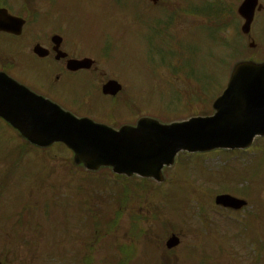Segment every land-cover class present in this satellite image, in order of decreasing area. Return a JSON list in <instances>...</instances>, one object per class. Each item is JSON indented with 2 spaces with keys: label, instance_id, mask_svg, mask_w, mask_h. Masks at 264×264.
Instances as JSON below:
<instances>
[{
  "label": "rangeland",
  "instance_id": "obj_1",
  "mask_svg": "<svg viewBox=\"0 0 264 264\" xmlns=\"http://www.w3.org/2000/svg\"><path fill=\"white\" fill-rule=\"evenodd\" d=\"M191 1L195 6L187 5L190 0L165 1V6L183 10L189 7L188 14L195 17L203 16L201 20L197 18L187 20L189 17L177 16L178 26L176 24L174 29L177 39L179 37L174 51L177 54V67L176 60L173 61V66L169 61L174 52H168L167 61L169 62L161 64V61L166 59V55L160 52V49L169 50L174 45L175 37L172 36L171 29L169 27L166 29L168 40L159 47L158 25L163 22L164 16L152 14L155 19L151 20L147 14V5L141 0H74V2L61 5L67 19L62 16L58 18L64 23L76 22L66 28L72 34L69 38L78 36L86 39V44H82L83 51H90L97 57L104 54L108 63L101 62V64L105 68H112L115 71V68L124 70L127 67L130 71L128 75L132 81L126 79L125 82H138L139 88L143 90L139 93L141 95L133 92V102L136 105H145L140 114H148V116L170 122L190 115L212 113L211 102L224 88L230 66L246 55L258 60L264 59V0H260L259 3L263 9L255 15L251 25V33L257 42H255L256 47L258 44L259 49L257 50L255 47L248 53L243 51V44L247 46L248 39L243 35L242 37L241 33L238 34L242 20L236 15L235 7L240 0H210L207 7L203 0ZM216 3L218 4L211 6ZM222 4L224 9L229 11H224V14L229 16L226 22L233 18L232 22L224 26H222L224 21L215 25L206 22L204 17L208 19L210 16L222 12ZM162 6L160 7L162 8ZM232 14L236 16L233 17ZM170 17L173 20L172 13H170ZM83 21L86 23L91 21V23L83 25ZM166 23L171 26L170 20H167ZM160 65L163 67H158ZM177 68L180 72L176 71ZM161 69H164L166 73L159 72ZM156 74L161 77L158 78ZM104 75L114 76L107 73ZM173 77L175 82H164ZM159 79L163 82H155ZM144 101L146 102L142 103ZM200 102L206 105L205 109ZM17 144H19L18 140L11 132H7L4 139L0 141V181L5 183L12 181L14 161L25 154L19 148H14ZM253 147L249 152H244L245 156L237 151L221 150L181 154L178 160L179 164L173 169L167 170L165 182L161 185L138 179L130 181L133 183L131 189L134 190L136 196L129 198L124 210L122 207L114 206L111 212L114 221H110L113 226L104 230L109 232L103 233L105 237L107 236L108 241L101 235L100 237L103 238L98 242L93 239L94 233L88 229L90 228L88 222L91 218L89 210L97 207L92 211L97 221L103 220L104 216L103 213L96 211L99 209V205L107 212L111 211L109 204H112L114 190L109 188V183L114 178L109 177L113 175L108 170H101L93 175L74 171L70 163V153H66L63 148L56 146L52 150L53 173L55 169H59V171L57 177H54L52 181H56L59 191L67 190V187L71 189L82 186L83 190L79 201H82L84 197V200L80 202V207H83L80 210L75 208V204L77 206L79 201L74 195L75 199L67 198L58 210H51L46 216L48 241H45L44 234L41 241H35L38 236L30 224L33 222V217L29 213H23L20 223L14 228H9L6 224L5 228L10 237L5 240L4 244L5 264H46L45 255L51 253L50 249L54 245L57 247L58 253L53 254L60 256L51 254L53 257H64L67 264H75L77 255H72L80 249V241H83L85 237L87 238L81 243V253L85 258H90L86 264H117V257L120 255L118 246L121 243L122 245L133 243L137 248L134 261H138L144 254L143 259L131 264H157L156 259L155 261L152 259V254L159 255L150 252L148 245L143 249L151 238L145 237L143 233L139 241L131 239L133 229L131 218H138L142 230L149 231L151 234L148 237H153L154 240L155 238L156 240L165 238L166 233L173 231L172 227H180L177 223H170L165 212L159 217L153 218L154 212L148 208V206L156 205V202L151 199L153 197L160 198L161 194L157 192L156 188L161 186L163 187L162 192L167 189L166 211L170 215L176 216L170 218V221L176 222L177 217L185 216L181 219L184 221L182 231L174 230L185 234L181 248L176 250L177 255L186 256L188 253L190 254V251H193L191 256L179 263L170 260L171 264H208L209 261V264H264V216L261 217L262 220L255 217V215L258 216V212H264V138L257 140ZM28 159H30V155L25 154L23 161ZM65 159H68L67 164L63 165L58 162ZM248 160H251L250 164H247ZM256 162L261 165L260 170L258 169V172L260 171L259 178L254 189L258 193L251 194V189L257 178L253 169L252 173H247L244 169L246 164L247 167L254 164V167L257 168ZM177 166H181L178 167V172L176 171ZM60 170L66 175V178L61 176ZM236 171L245 177L253 178L248 183L249 196L255 206L258 204L260 211L256 212L251 202H249L248 208H243L237 213L217 210L213 202L214 196L217 193H230L227 189L238 185L233 175V173L238 175ZM14 173L15 170L13 175ZM226 173L228 177L233 176L234 181H224ZM245 177L239 182L243 183V187H239L247 192ZM60 180L64 187H61ZM104 180L108 181L106 185L101 184ZM57 181L59 182L57 183ZM113 182L116 190V183L119 181ZM257 185L262 188L259 190ZM44 186H47V181H44ZM89 193L91 194L88 197L85 196ZM21 195L22 193L19 194V196ZM32 195L33 191L29 189L27 198L20 202L19 207H23L26 203V208L31 204L39 211L46 202H55V199L51 200L49 195L38 193V196L33 199L36 202L35 205L31 198ZM101 195L105 199L103 203ZM235 196L243 198L240 194ZM64 197L66 196L64 195ZM160 204L164 203L159 201ZM126 205L129 208L128 211ZM199 207L204 211V215L208 219L207 222L202 214L194 218L189 216L193 213L199 214L201 212ZM115 211L119 212L118 216L115 215ZM144 216L152 220H159V222L157 224L147 223L143 220ZM205 223L209 230L203 229L204 225L202 224ZM98 227L102 229L100 224ZM200 233L210 237H204L203 241H199ZM213 236L216 238L211 239ZM46 244L48 248L47 251H44ZM35 250H37V254H35ZM203 253L207 254L205 256H209V261L208 259L207 262L204 261ZM139 254L141 256L138 258Z\"/></svg>",
  "mask_w": 264,
  "mask_h": 264
},
{
  "label": "water",
  "instance_id": "obj_2",
  "mask_svg": "<svg viewBox=\"0 0 264 264\" xmlns=\"http://www.w3.org/2000/svg\"><path fill=\"white\" fill-rule=\"evenodd\" d=\"M255 0H245L238 12L248 25ZM251 97L256 103L251 110L254 122L238 124L241 107L239 99ZM31 97L28 117L8 116L7 120L33 143L46 146L56 141L65 143L74 152V162L88 170L110 166L118 174L150 176L160 180V169L171 164L179 149L204 151L218 147L250 143L253 137L264 134V63L238 64L230 77L227 89L213 107L210 118H192L187 122L161 125L151 119L141 120L137 127L114 131L87 119H76L54 105ZM228 197L217 198V203Z\"/></svg>",
  "mask_w": 264,
  "mask_h": 264
},
{
  "label": "flooded vegetation",
  "instance_id": "obj_3",
  "mask_svg": "<svg viewBox=\"0 0 264 264\" xmlns=\"http://www.w3.org/2000/svg\"><path fill=\"white\" fill-rule=\"evenodd\" d=\"M14 1H20L22 3V9L19 10L18 12V16H21L24 21H25V26L27 25L28 17L25 14L26 11H33L34 14H36V12L34 10H36L37 5L39 4V2H42V0H14ZM36 1V2H35ZM35 2V5H32V3ZM54 34H59L58 31H52V29L48 28V27H42L40 26L39 29L37 30H33L32 31H24L22 32V34L20 36H10V35H6V34H0L1 37L3 38H9V37H13L15 39V45L18 49H21L20 51L24 50L25 53H27L28 56H30L29 60H25L26 56L23 55L21 56L20 61H24L23 63L25 65H29V61L40 64V65H53L56 64L59 67H66V61L69 58V53L66 50V47H63V41L59 47V54L63 53L66 54L67 57H63V58H56L57 54L54 52L57 50V47H55L52 43V35ZM60 35V34H59ZM61 36V35H60ZM37 45H39L40 47H42L45 50V56L44 57H39L38 55L34 54L33 49L34 47H36ZM22 62H20V64H23ZM0 63L4 66V68H7L8 64L3 61L2 59H0ZM2 71H4L5 69H0ZM80 71V70H78ZM6 72V71H5ZM33 89H35L36 91H38V93L44 95V96H48V91L46 90L47 87L42 88H36L31 86ZM3 235H4V229H3V222L0 219V256H3V245L1 244V241H3Z\"/></svg>",
  "mask_w": 264,
  "mask_h": 264
},
{
  "label": "bare ground",
  "instance_id": "obj_4",
  "mask_svg": "<svg viewBox=\"0 0 264 264\" xmlns=\"http://www.w3.org/2000/svg\"><path fill=\"white\" fill-rule=\"evenodd\" d=\"M256 103V101L251 98H241L238 101V105L241 107L242 111L240 116H238V124L241 126H245L247 123L254 122V117L251 112L253 109V104Z\"/></svg>",
  "mask_w": 264,
  "mask_h": 264
}]
</instances>
